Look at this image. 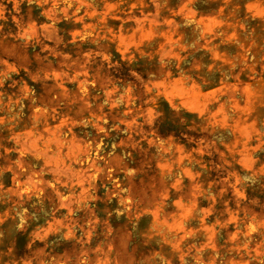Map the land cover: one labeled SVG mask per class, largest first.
I'll list each match as a JSON object with an SVG mask.
<instances>
[{"label": "rangeland", "instance_id": "rangeland-1", "mask_svg": "<svg viewBox=\"0 0 264 264\" xmlns=\"http://www.w3.org/2000/svg\"><path fill=\"white\" fill-rule=\"evenodd\" d=\"M0 264H264V0H0Z\"/></svg>", "mask_w": 264, "mask_h": 264}]
</instances>
